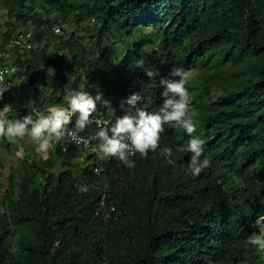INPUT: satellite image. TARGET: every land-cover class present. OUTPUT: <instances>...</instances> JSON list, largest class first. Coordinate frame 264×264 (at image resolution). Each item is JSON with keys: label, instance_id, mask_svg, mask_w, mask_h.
Wrapping results in <instances>:
<instances>
[{"label": "trees", "instance_id": "trees-1", "mask_svg": "<svg viewBox=\"0 0 264 264\" xmlns=\"http://www.w3.org/2000/svg\"><path fill=\"white\" fill-rule=\"evenodd\" d=\"M0 9L1 42L33 29L31 50L0 60L18 68L10 87L0 85L7 118L23 119L31 102L67 106L82 84L115 110L98 102L99 118L122 116L134 92L154 112L161 78L180 67L193 135L210 161L193 174L191 154L176 151L191 137L174 122L155 152L130 158L133 168L88 154L77 173L70 163L83 149L58 145L48 159L33 149L0 197V264H264V252L247 243L264 218V0H0ZM16 148L0 137V149Z\"/></svg>", "mask_w": 264, "mask_h": 264}, {"label": "clouds", "instance_id": "clouds-1", "mask_svg": "<svg viewBox=\"0 0 264 264\" xmlns=\"http://www.w3.org/2000/svg\"><path fill=\"white\" fill-rule=\"evenodd\" d=\"M143 60L135 61L137 68H143ZM15 71V69H13ZM149 78L153 77L152 71H145ZM187 74L183 68L174 67L170 70L168 77H163L160 84L163 88L161 96L163 101L157 111L150 112L143 105L141 92L130 94L121 103L122 116H117L115 122L110 119L102 121L95 120L94 113L97 110V103H102L108 109L110 115H115L110 102L104 99L103 93L96 89L95 95L85 90V85L72 89L66 96L67 106H51L44 111H36V118L29 114L23 119H9L7 114L12 112V106L5 104L0 109V137L6 138L10 143L17 145V156L23 155V147L20 145L25 137H29L35 145L37 153L44 154L48 149L61 142L65 135L73 136L75 142L87 145L89 141L77 135L83 132L91 123H97L98 130L92 139L98 141L93 151L100 154V159L115 157L126 167H135V161L130 159L135 154L139 158H147L148 153L155 152L160 146L161 134L164 132L166 123L174 122L173 126L182 128L191 138L188 142L176 148L177 152L190 153L188 166L194 175H199L206 169L210 161L205 156L204 141L199 136H194L196 123L192 115L188 114L190 106V95L185 87ZM7 89H0V100ZM74 129L69 131L67 126L73 123ZM161 154L168 159L173 157V150L168 147L160 149ZM46 158V157H45ZM170 163L174 160H169ZM97 174L99 168L94 170ZM81 193L89 191V186H79ZM2 211V209H0ZM247 243L264 252V228L248 237Z\"/></svg>", "mask_w": 264, "mask_h": 264}, {"label": "built area", "instance_id": "built-area-1", "mask_svg": "<svg viewBox=\"0 0 264 264\" xmlns=\"http://www.w3.org/2000/svg\"><path fill=\"white\" fill-rule=\"evenodd\" d=\"M56 32H59V30L57 29ZM32 37H33V29L30 28L22 36L14 37L8 42H1L0 41V60L9 59L11 57L13 51L16 48H26L27 50H31L33 48V45L31 42ZM13 69H15V71H13ZM17 70H18V68L16 66H13V67L0 66V85L5 86V87H10L12 85V82L8 80V75L17 72ZM32 109H27V113H28V115L31 114L33 119H35L36 118V112L33 111ZM34 109H36V111H41V112L45 110V109L36 108V107ZM94 117H95V120H97V121H102V120L106 119V118H99L95 115H94ZM110 120L112 123L115 122V119H110ZM88 127L92 128L93 134L87 136V135H81L80 133H77V135L82 136L89 141V143L87 145H85L83 143H80V144L76 143L73 136L66 134L65 138L61 142L51 146L46 153H44L42 155L40 154L41 157L43 159H48L50 157V153L56 148V146L59 145L63 148V150L65 152L68 151V149H70L71 147H77L79 149H83L87 154L93 155L94 158L100 162H104V161H108V160H115L117 162H121L119 159H117L115 157H108L105 159H100V154H98V152H96V151H93V148L96 146L98 141L95 139H92V137L95 136V133L98 130V125H97V123H91L88 125ZM67 128L69 131L73 130V129L69 128V125L67 126ZM135 155H133V156H135ZM97 168H99V167H95V169H97Z\"/></svg>", "mask_w": 264, "mask_h": 264}, {"label": "rangeland", "instance_id": "rangeland-1", "mask_svg": "<svg viewBox=\"0 0 264 264\" xmlns=\"http://www.w3.org/2000/svg\"><path fill=\"white\" fill-rule=\"evenodd\" d=\"M6 20L5 18V12L0 9V32L3 30V24L4 21ZM1 35V34H0ZM63 56L62 54H59V56H53L52 59L53 61H61V58ZM85 85L86 88V84H82L80 86ZM73 89H78V86L76 87L75 85L73 86ZM40 105L38 103L35 102H31L30 104H28V108L27 109H31V108H35V107H39ZM28 114V113H27ZM20 145L23 147L24 151H23V155L22 156H17L16 152H17V148L10 152L4 149H0V156L5 160V168L0 170V197L4 196L5 193L10 190L9 187V177L11 176V174L13 173L12 168L15 167L14 173H15V181H18L20 179V170L22 168V163H21V159H26V157L31 153L32 150H35V145L32 142V140L29 137H25L22 141H20ZM36 152V151H35ZM37 153V152H36ZM86 152L83 153L82 157H78L76 159H73L71 161V165L70 167L72 168V170L74 172H81L83 171L88 165L89 162L87 161V153ZM41 154V153H39ZM42 155V154H41ZM261 225V228H264V218L259 222Z\"/></svg>", "mask_w": 264, "mask_h": 264}]
</instances>
